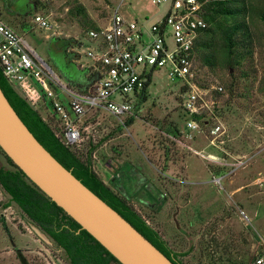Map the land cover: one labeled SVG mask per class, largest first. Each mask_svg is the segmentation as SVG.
I'll return each mask as SVG.
<instances>
[{
	"label": "rangeland",
	"instance_id": "obj_1",
	"mask_svg": "<svg viewBox=\"0 0 264 264\" xmlns=\"http://www.w3.org/2000/svg\"><path fill=\"white\" fill-rule=\"evenodd\" d=\"M170 3L0 0V17L23 35L62 85L75 89L71 87L74 83L86 84L83 69L93 63L88 51L96 42L89 36L92 28L85 26L87 22L104 27L119 8L147 31L166 14ZM79 6L86 14L79 12ZM2 12L10 19L6 20ZM37 14L50 17L51 30L37 26ZM251 28L255 33L257 76L254 81L248 80V96L230 97L226 83L231 73H237L234 69L230 73L222 66L211 69L196 63L200 81L207 85L219 82L225 88L224 93L214 94L218 100L215 116L202 130L188 128L182 83L168 79L165 69L154 72L146 100L140 102L136 97L134 103L139 105L129 126L103 109L89 110L82 119V126L87 128L80 148H86L89 140L98 144L96 171L109 182L110 169H117L119 178L114 186L130 198L173 250L183 254L179 257L182 264H251L264 255V22L256 20ZM62 39H74L68 53ZM70 57L78 69L68 62ZM49 81L66 100L59 84ZM240 82L237 92L245 85V81ZM47 104L39 110L48 119L54 112L50 101ZM219 120L225 133L212 146L210 130ZM196 150L217 156V161ZM110 160L112 166L104 168ZM0 164L11 167L1 151ZM9 201L10 196L0 186V264H69L64 251L48 235L50 242L35 232L34 223L17 204L6 206Z\"/></svg>",
	"mask_w": 264,
	"mask_h": 264
},
{
	"label": "built area",
	"instance_id": "obj_2",
	"mask_svg": "<svg viewBox=\"0 0 264 264\" xmlns=\"http://www.w3.org/2000/svg\"><path fill=\"white\" fill-rule=\"evenodd\" d=\"M153 1L161 4L168 0ZM210 1L171 0L166 14L153 22L147 31L139 21L125 17L119 8L115 9L106 26L89 31L90 38L96 42L95 48L88 51L93 60L89 68L96 70L100 77L87 91L62 85L59 78L38 59L23 35L1 17L0 65L5 77L33 107L39 109L49 101L53 104V111L60 120L57 136L66 145H81L87 128L82 126V119L89 110H106L125 125L126 119L135 115L136 97L140 99L144 90L148 92L153 74L159 69H165L171 81L182 83L187 126L200 131L203 125L195 116L207 114L210 119L215 116L218 100L214 91L225 92L219 82L201 87L194 63V46L208 25L203 14ZM35 22L40 28L52 29L49 16L37 14ZM149 78L151 81L147 85ZM49 80L59 84L66 100L60 98ZM216 122L210 130L212 146H216L215 140L225 133L222 122ZM205 123L208 126L210 121L207 119ZM196 153L217 161V156L210 153L198 150ZM251 264H264V255L256 257Z\"/></svg>",
	"mask_w": 264,
	"mask_h": 264
},
{
	"label": "trees",
	"instance_id": "obj_3",
	"mask_svg": "<svg viewBox=\"0 0 264 264\" xmlns=\"http://www.w3.org/2000/svg\"><path fill=\"white\" fill-rule=\"evenodd\" d=\"M40 2V0H37ZM79 12L86 14L85 8L79 6ZM204 18L208 25L201 31L194 46V63L211 69L219 66L234 69L231 80L226 83V88L232 96L246 97L250 94L251 86L248 80L256 79L255 66V33L251 28L256 20L264 22V0H211L205 6ZM87 28H99L95 22H87ZM264 37V34H263ZM63 40V39H62ZM74 39L63 40V48L67 52L74 43ZM69 52V51H68ZM79 57V53H74ZM86 84L81 86L74 83L75 89L87 91L99 79L100 75L91 68L83 69ZM151 79L147 82L150 84ZM240 81H245L242 91L237 92ZM201 87L210 85L199 80ZM0 86L18 115L36 136V138L70 170L80 181L107 202L127 219L138 231L150 240L158 249L168 256L175 264H180V255H183L168 244L161 234L147 223L145 217L135 208L130 198L114 186L111 177L109 182L96 171L94 154L98 144L89 140L86 148L64 144L57 136L58 115L53 111L51 118L43 116L39 109L33 107L22 92L11 83L4 75L0 65ZM249 86V87H248ZM147 91L140 96V102L147 99ZM214 94L220 95L214 91ZM48 105V104H47ZM139 105L136 104L135 108ZM53 110V104L49 105ZM195 118L206 125L207 114L196 115ZM135 117L126 119L124 126L134 122ZM207 126V125H206ZM175 132L179 133L177 127ZM11 165L7 168L0 164V186L10 196L23 214L40 227L54 242L55 246L64 251L69 264H122L108 249H106L94 236L71 217L61 206L43 192L27 175L13 162V160L0 147ZM112 166V162H107ZM117 179V178H116ZM178 259L180 262H175Z\"/></svg>",
	"mask_w": 264,
	"mask_h": 264
},
{
	"label": "water",
	"instance_id": "obj_4",
	"mask_svg": "<svg viewBox=\"0 0 264 264\" xmlns=\"http://www.w3.org/2000/svg\"><path fill=\"white\" fill-rule=\"evenodd\" d=\"M43 64L52 71L45 61ZM72 66L78 69L75 63ZM0 147L32 182L122 264H175L44 147L18 115L1 86ZM32 226L41 238L51 241L40 227Z\"/></svg>",
	"mask_w": 264,
	"mask_h": 264
},
{
	"label": "crops",
	"instance_id": "obj_5",
	"mask_svg": "<svg viewBox=\"0 0 264 264\" xmlns=\"http://www.w3.org/2000/svg\"><path fill=\"white\" fill-rule=\"evenodd\" d=\"M158 20H159V19H158ZM23 27H24V26H23ZM110 161H111V160H110ZM104 168H110V165L107 164V166H105ZM116 170H117V169H110V171H111V176L114 177L113 181H115L116 178H117V179L119 178V175L116 174ZM115 175H117V176L115 177ZM110 178H111V177H110Z\"/></svg>",
	"mask_w": 264,
	"mask_h": 264
},
{
	"label": "flooded vegetation",
	"instance_id": "obj_6",
	"mask_svg": "<svg viewBox=\"0 0 264 264\" xmlns=\"http://www.w3.org/2000/svg\"><path fill=\"white\" fill-rule=\"evenodd\" d=\"M2 15H3V17L7 18L6 20H9L10 19V17L8 15H6V13L2 12ZM67 53H68V51H67ZM72 61H73V59L70 57V59L68 60V62H70L72 64L73 63ZM177 261L180 262L178 259H175V262H177ZM180 264H182V263L180 262Z\"/></svg>",
	"mask_w": 264,
	"mask_h": 264
}]
</instances>
